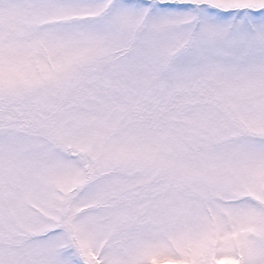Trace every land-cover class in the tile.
Here are the masks:
<instances>
[{"label":"snow or ice","instance_id":"snow-or-ice-1","mask_svg":"<svg viewBox=\"0 0 264 264\" xmlns=\"http://www.w3.org/2000/svg\"><path fill=\"white\" fill-rule=\"evenodd\" d=\"M264 264V0H0V264Z\"/></svg>","mask_w":264,"mask_h":264},{"label":"rangeland","instance_id":"rangeland-1","mask_svg":"<svg viewBox=\"0 0 264 264\" xmlns=\"http://www.w3.org/2000/svg\"><path fill=\"white\" fill-rule=\"evenodd\" d=\"M151 264H186L185 261H176V260H169V259H153ZM220 264H233L232 261H221Z\"/></svg>","mask_w":264,"mask_h":264}]
</instances>
